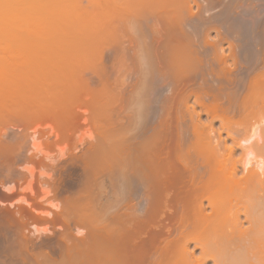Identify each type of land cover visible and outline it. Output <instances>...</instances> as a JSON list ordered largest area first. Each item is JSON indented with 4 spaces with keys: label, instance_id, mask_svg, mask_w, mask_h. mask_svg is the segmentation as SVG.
Instances as JSON below:
<instances>
[{
    "label": "bare ground",
    "instance_id": "obj_1",
    "mask_svg": "<svg viewBox=\"0 0 264 264\" xmlns=\"http://www.w3.org/2000/svg\"><path fill=\"white\" fill-rule=\"evenodd\" d=\"M142 1H135V4L141 3L135 5V163L130 160L132 165L128 170H132L131 175L125 174L124 167V173L119 169L113 172L114 175L110 172L113 180L106 175L112 182L107 177L104 180L113 191L123 196L124 190L127 192L128 189L130 193L129 189L135 187L137 218L151 222L153 232L147 229L151 236L144 235L149 239L136 240L138 235L135 233V264H264V0H229L226 5L223 17L227 13L229 27L242 43L239 58L232 61L198 54L197 43L191 38V33L184 32L185 28H193L200 23L188 1L150 0L149 5ZM62 2L66 12L69 5L65 7L66 0ZM214 2L210 0L208 3ZM142 4L148 5L143 6L148 9H138ZM196 7L202 10L203 6L197 4ZM71 8L69 11H73ZM19 11L22 8L17 14ZM65 12V17L57 13L58 16L62 14L60 20L56 17L57 25L61 24V18L68 19ZM69 15L73 16L71 12ZM73 21L70 23L77 22ZM32 67L33 73L42 76L43 65L36 63ZM81 80H78L79 85L81 83L86 88V79ZM42 91L46 94L45 90ZM165 91H169V95L161 99ZM45 94L42 98H38L37 93L33 94L36 97L30 96L28 101L25 94L24 97L18 96L21 101L15 95V103L2 105L0 129L7 123L51 120L62 131L70 111L59 106L62 105L61 100L65 104L67 95L59 90L56 94L61 99L58 101L59 98L53 97L55 94ZM54 98L60 103L58 107H53V102L52 105L49 103ZM190 100H193L192 104ZM169 119L172 123L170 128L166 124ZM165 124L168 129L172 127L173 133L167 132ZM167 139H170V144ZM100 144L101 148H97L101 150ZM97 154L94 161L90 158L96 156L89 157L91 163H87L85 158L84 163L80 160L81 170H90L92 161L96 165L103 159L107 162L108 156ZM0 155H6L3 162L0 159V170L5 169L3 172L8 174H12L13 165L16 167L15 164L18 165V161L25 157L19 140L15 144L0 142ZM102 155L106 158L102 159ZM110 155L113 156L112 153ZM2 164H5L4 169ZM83 164L91 166L87 165V168ZM107 167L111 168L108 164ZM85 173L88 172L82 173L85 180L83 189L89 185L92 189L93 184L88 182L91 179ZM87 190L91 192L88 188L83 191ZM89 198L87 200H91ZM85 209L89 211L87 206ZM77 213L75 215L78 216L80 213ZM165 220L172 221L170 226L164 223ZM145 224L141 228L138 226L139 229L146 230Z\"/></svg>",
    "mask_w": 264,
    "mask_h": 264
},
{
    "label": "rangeland",
    "instance_id": "obj_2",
    "mask_svg": "<svg viewBox=\"0 0 264 264\" xmlns=\"http://www.w3.org/2000/svg\"><path fill=\"white\" fill-rule=\"evenodd\" d=\"M0 1V107L15 103L24 94L27 100L22 99L26 101L36 93L38 98H42L45 94L42 90L48 96L55 94L53 97L59 101L61 98L56 93L60 90L61 94L67 95L65 101L63 99L65 104L61 100L62 105L59 103V106L56 98L49 103H54L53 107L65 106L70 111L62 131L51 120L1 126L0 142L15 144L19 140L25 159L19 160L16 167L13 165L12 174L6 172L8 175H5V164L1 165L4 170H0V264H135V233L138 235L136 240H143L153 232L151 222L137 218L135 187L129 189L130 193L128 189L127 192L124 190L123 196L113 191L105 181L109 176L113 180V172L118 169L123 172L124 167L125 174L132 173L128 168L131 161L135 163V5L139 6L141 3L137 2L142 0H137L136 4V0H66L65 7L69 5L73 9L69 11L68 6L66 12L62 8V0ZM143 1L146 4L150 0ZM187 1L200 23L193 28H185L184 32L191 33V38L197 43L198 54L210 59H238L242 43L229 27L227 13L223 17L230 1L215 0L214 4H209L210 0ZM143 4L138 9L149 7V3ZM197 4H202V10L197 9ZM57 5L60 6L58 11ZM61 10L68 19L61 18L63 25H57L56 17L60 20L61 15L64 16ZM56 11L62 14L58 16ZM70 12L73 16L69 15ZM69 16L70 19L79 17V23L83 21V24L77 23L76 18L70 20ZM69 20L77 22L70 23ZM36 63L43 65L42 76L33 73L32 66ZM82 78L87 81L86 88L81 83L79 85L78 80ZM34 90H39L41 95L37 91L33 93ZM15 95L17 100L13 102ZM167 95L169 91L163 92L161 99ZM167 121L170 128L172 123L170 119ZM166 124L167 132L173 133L172 127L168 129ZM215 125L218 127V123ZM172 139L170 141L173 142ZM97 153L108 156L106 161L109 162H105L103 158L106 156L102 155L104 161L94 164ZM91 155L96 156L90 159L97 169L87 164L91 168L84 170L88 172L85 173L87 178L91 179L88 182L93 184L92 189L88 184L89 193L88 190L83 191L87 188L83 189L85 180L81 161L85 158L87 163H91ZM5 156L0 155L2 162ZM73 206H77V211ZM82 206H85L84 210L87 206L89 211L83 208L79 211ZM75 213L81 215L80 218ZM164 223L170 226L172 221L165 220ZM143 224L147 225L146 230L139 229L138 226L141 228ZM147 229L152 231L147 233Z\"/></svg>",
    "mask_w": 264,
    "mask_h": 264
}]
</instances>
